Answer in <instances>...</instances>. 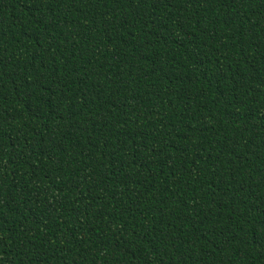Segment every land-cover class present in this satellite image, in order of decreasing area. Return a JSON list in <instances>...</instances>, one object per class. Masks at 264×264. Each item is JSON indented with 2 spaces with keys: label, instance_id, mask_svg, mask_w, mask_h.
I'll use <instances>...</instances> for the list:
<instances>
[{
  "label": "trees",
  "instance_id": "trees-1",
  "mask_svg": "<svg viewBox=\"0 0 264 264\" xmlns=\"http://www.w3.org/2000/svg\"><path fill=\"white\" fill-rule=\"evenodd\" d=\"M264 0H0V264H264Z\"/></svg>",
  "mask_w": 264,
  "mask_h": 264
},
{
  "label": "snow or ice",
  "instance_id": "snow-or-ice-1",
  "mask_svg": "<svg viewBox=\"0 0 264 264\" xmlns=\"http://www.w3.org/2000/svg\"><path fill=\"white\" fill-rule=\"evenodd\" d=\"M262 243H264V242H262Z\"/></svg>",
  "mask_w": 264,
  "mask_h": 264
}]
</instances>
